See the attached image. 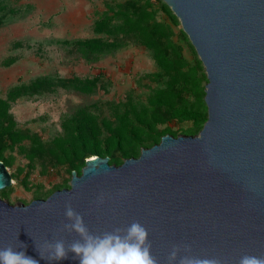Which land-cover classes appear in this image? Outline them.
Here are the masks:
<instances>
[{"label": "water", "instance_id": "95a60500", "mask_svg": "<svg viewBox=\"0 0 264 264\" xmlns=\"http://www.w3.org/2000/svg\"><path fill=\"white\" fill-rule=\"evenodd\" d=\"M163 1L206 67L203 130L166 135L121 166L91 158L82 175L73 172L71 188L46 200L12 206L0 197V247L12 245L40 260L34 240H53L71 203L96 232L139 221L160 264L182 244L225 264H238L245 254L264 256V0ZM12 184L0 160V191ZM52 264L78 261L70 254Z\"/></svg>", "mask_w": 264, "mask_h": 264}, {"label": "rangeland", "instance_id": "374dc122", "mask_svg": "<svg viewBox=\"0 0 264 264\" xmlns=\"http://www.w3.org/2000/svg\"><path fill=\"white\" fill-rule=\"evenodd\" d=\"M149 34L160 39L168 68L148 46ZM88 40L103 47L76 44ZM208 83L196 48L163 0H0V100L24 92L9 101L11 129L0 118V160L13 180L0 197L30 205L71 188L73 172L82 175L96 157L93 140L85 158L64 157L56 141L71 145L67 125L78 124L83 112L105 141L124 131L126 151L142 154L170 131L184 136L195 124L177 112L206 106ZM167 91L171 105L159 100ZM115 154L126 161L124 151Z\"/></svg>", "mask_w": 264, "mask_h": 264}, {"label": "clouds", "instance_id": "9594fccd", "mask_svg": "<svg viewBox=\"0 0 264 264\" xmlns=\"http://www.w3.org/2000/svg\"><path fill=\"white\" fill-rule=\"evenodd\" d=\"M99 203H103V196ZM65 217L67 222L61 224L53 240L45 239L42 243L34 240L40 260L52 264L69 259L71 254L78 264H160L159 258L152 254L149 231L139 221L96 232L71 203L66 205ZM63 233H74L76 238L68 242ZM19 248L26 249L27 245L20 242ZM40 260L12 245L0 247V264H40ZM166 260L167 264H225L221 258L195 255L188 244L173 245ZM238 264H264V256L245 254Z\"/></svg>", "mask_w": 264, "mask_h": 264}, {"label": "trees", "instance_id": "16d2710c", "mask_svg": "<svg viewBox=\"0 0 264 264\" xmlns=\"http://www.w3.org/2000/svg\"><path fill=\"white\" fill-rule=\"evenodd\" d=\"M76 44L78 46H85L92 49H101L103 47V44L99 40L80 41ZM148 46L155 50L157 60L160 65L164 68H168L171 61L160 52V39L152 36V34H149ZM68 82H71V80H68ZM38 83L40 82H37V84ZM39 85H41V83ZM22 93H24L22 88H18L10 94L8 100H0V118L5 119L7 123L6 127L8 129H11L13 124V121L8 118L9 101H16ZM173 99L174 97L171 91L162 92L159 98L160 102L165 105H171L173 103ZM177 115L184 120L194 121L195 127L184 130V136H198L203 130L205 123L208 121V108L207 105L198 107L195 104L191 106L187 104L184 108L177 112ZM67 130L71 135V145H69V143L64 139H58L56 141L57 147L61 150L64 157L70 158L71 155H78L79 157L85 158L86 156H84V150L89 147L91 140H93L92 154L103 158L109 157L111 165L121 166L124 164V162H121L116 156V149L124 151V157L126 160L139 158L141 156V154L135 151L124 150V146L127 141L124 131H121L117 138L115 136H111L106 141L103 140L100 137V128L95 118L85 112H83L80 122H78V124L67 125ZM166 135L177 137L176 132L171 131L166 133ZM2 156L3 150L0 148V157Z\"/></svg>", "mask_w": 264, "mask_h": 264}]
</instances>
